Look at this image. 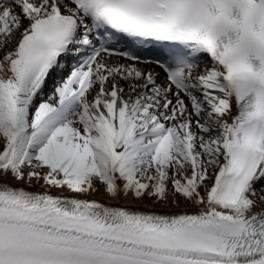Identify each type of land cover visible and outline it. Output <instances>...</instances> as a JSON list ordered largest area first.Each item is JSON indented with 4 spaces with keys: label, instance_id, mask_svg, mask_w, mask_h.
<instances>
[{
    "label": "snow or ice",
    "instance_id": "snow-or-ice-1",
    "mask_svg": "<svg viewBox=\"0 0 264 264\" xmlns=\"http://www.w3.org/2000/svg\"><path fill=\"white\" fill-rule=\"evenodd\" d=\"M0 264H264V0H0Z\"/></svg>",
    "mask_w": 264,
    "mask_h": 264
},
{
    "label": "bare ground",
    "instance_id": "bare-ground-1",
    "mask_svg": "<svg viewBox=\"0 0 264 264\" xmlns=\"http://www.w3.org/2000/svg\"><path fill=\"white\" fill-rule=\"evenodd\" d=\"M90 198L98 199V200H101L102 202H105V203H114L113 201L107 200V198L104 197L103 195H94ZM121 203H124V201H121ZM137 206L151 208L152 203H151V201L145 200L143 202H138ZM156 208L159 211H169L170 210V209H166V208H161L159 205H157Z\"/></svg>",
    "mask_w": 264,
    "mask_h": 264
}]
</instances>
